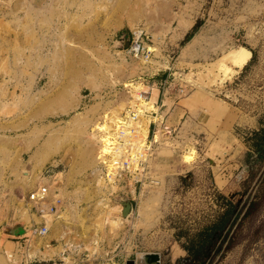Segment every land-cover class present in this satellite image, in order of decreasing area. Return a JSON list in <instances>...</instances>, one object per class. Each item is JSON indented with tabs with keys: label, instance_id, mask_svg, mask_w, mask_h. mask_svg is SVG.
<instances>
[{
	"label": "rangeland",
	"instance_id": "1",
	"mask_svg": "<svg viewBox=\"0 0 264 264\" xmlns=\"http://www.w3.org/2000/svg\"><path fill=\"white\" fill-rule=\"evenodd\" d=\"M120 1L0 0V264H38L96 237L128 240L119 263L172 264L175 240L213 220L222 196L236 212L206 264H264V0ZM136 28L150 35L151 63L126 53ZM163 79L175 93L188 85L184 142L162 130L154 142L144 119L147 179L106 185L97 156L113 122L140 90L158 111ZM167 161L187 177L166 175Z\"/></svg>",
	"mask_w": 264,
	"mask_h": 264
},
{
	"label": "built area",
	"instance_id": "2",
	"mask_svg": "<svg viewBox=\"0 0 264 264\" xmlns=\"http://www.w3.org/2000/svg\"><path fill=\"white\" fill-rule=\"evenodd\" d=\"M151 39L145 28H136L131 34L129 45L126 47V53L129 57L143 60L151 63L154 57L155 48L151 45ZM162 85L170 88L173 84L168 79L161 82ZM166 90V89H165ZM188 85H181L178 94L183 95L188 91ZM140 94L136 99V104L128 106L116 119L111 127L109 141L104 149H100L98 153V161L101 167V176L106 185L114 186L121 183L129 185L130 182L136 181L143 183L148 172V165L153 156L154 145L149 141L148 137L144 138L141 131V124L144 119L150 117L149 132L152 130V140L156 142L155 136L159 130L164 134H173L174 129L164 123L163 118L158 117V111L151 108L149 98L150 90H140ZM144 100V101H143ZM116 191L111 193L113 196ZM48 188L41 187L31 193V199L37 204H41L47 198ZM132 205V204H131ZM53 207L51 210H53ZM122 209V208H121ZM43 214L45 220L34 228L33 232L37 236L45 237L50 231L49 220L47 216L55 215ZM134 213L132 206L131 213ZM129 215V216H130ZM128 216V217H129ZM128 241V240H126ZM126 241L117 242L115 248L101 237L93 238L88 246L83 242H64L62 249L58 252L56 258L36 260L30 258L31 262L38 264H130V259L126 258L121 263L117 261L120 253L125 252ZM52 242H46L49 247ZM12 256L9 261H12ZM161 264V261L158 262ZM13 264H19L18 260H13ZM134 264H137L136 260Z\"/></svg>",
	"mask_w": 264,
	"mask_h": 264
},
{
	"label": "trees",
	"instance_id": "3",
	"mask_svg": "<svg viewBox=\"0 0 264 264\" xmlns=\"http://www.w3.org/2000/svg\"><path fill=\"white\" fill-rule=\"evenodd\" d=\"M198 25L199 22L195 24L194 30L187 35L186 41L194 36V31ZM129 43L130 41L127 46ZM221 203V211L213 220L199 228L194 234L185 233L180 237H186L183 245L188 254L182 257L178 264H206L211 259L213 249L230 226L237 207L235 202L223 196Z\"/></svg>",
	"mask_w": 264,
	"mask_h": 264
},
{
	"label": "crops",
	"instance_id": "4",
	"mask_svg": "<svg viewBox=\"0 0 264 264\" xmlns=\"http://www.w3.org/2000/svg\"><path fill=\"white\" fill-rule=\"evenodd\" d=\"M164 80V79H163ZM162 80V81H163ZM161 81V82H162ZM160 82V84H161ZM162 85V84H161ZM163 87H159L158 95H157V100L156 104H158V117L160 119L163 118L164 123L166 125L171 126L174 129V134L172 135V138L177 142H181L183 140L181 133L182 128L184 125L187 123L189 120V109L185 105L180 104V95L178 93H175L174 90L166 88L163 91ZM152 96V95H151ZM171 99V100H170ZM178 99V100H177ZM171 101L172 103L170 104ZM183 126V127H182ZM160 165H164V168L166 170V175L170 173H176L177 175H184V177H187L185 173V170H182V164L178 163L177 161H167V162H159ZM170 170V172H169ZM134 214V213H133ZM132 215H130L127 219L128 221L130 218H132ZM182 239V238H181ZM158 254V252H154ZM187 250L185 249L183 244H180V241L175 240V242L172 245L171 248V253L169 254L171 256V263L175 264L178 263L179 260L186 256ZM148 260L150 261H143V262H138L137 264H159V260L162 263V260L158 257H149Z\"/></svg>",
	"mask_w": 264,
	"mask_h": 264
},
{
	"label": "water",
	"instance_id": "5",
	"mask_svg": "<svg viewBox=\"0 0 264 264\" xmlns=\"http://www.w3.org/2000/svg\"><path fill=\"white\" fill-rule=\"evenodd\" d=\"M129 41H130V39H129ZM131 209H132L131 203L129 201H123V207H122L123 217L129 216L131 213ZM131 264H134V261L131 260Z\"/></svg>",
	"mask_w": 264,
	"mask_h": 264
},
{
	"label": "bare ground",
	"instance_id": "6",
	"mask_svg": "<svg viewBox=\"0 0 264 264\" xmlns=\"http://www.w3.org/2000/svg\"><path fill=\"white\" fill-rule=\"evenodd\" d=\"M119 3H120V6H122V0H121ZM126 6H127V5H126ZM112 13H113V12H112ZM139 95H140V94H138L137 96H139ZM110 134H111V131L108 132V135H107V138H106V144H105V147H106V145H107V143H108V141H109V138H108V137L110 136ZM184 156L186 157V156H188V154H187V155H184ZM130 184H131V183H130ZM30 233H31V232H30ZM30 233H29V234H30ZM47 248H48V247H47ZM10 256H12V255H8V257H10Z\"/></svg>",
	"mask_w": 264,
	"mask_h": 264
}]
</instances>
